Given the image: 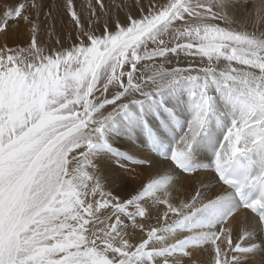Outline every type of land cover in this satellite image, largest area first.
<instances>
[{
    "label": "snow or ice",
    "instance_id": "1",
    "mask_svg": "<svg viewBox=\"0 0 264 264\" xmlns=\"http://www.w3.org/2000/svg\"><path fill=\"white\" fill-rule=\"evenodd\" d=\"M113 7L128 5L89 0L85 27L66 0L76 34L71 47L57 38L60 48L39 42L20 0L0 17L5 38L10 21L30 24L25 47L0 48V264H182L195 251L208 252L206 264H241L256 248L243 246L248 220L264 226V31L243 30L244 21L234 28L227 0H136L139 12L124 16ZM181 53L207 63L136 74L141 62ZM181 84L191 86L186 122L161 99ZM160 111L184 130L177 138L165 122L170 141L149 130L159 161L111 146L110 130H148L145 117ZM205 150L210 162H197ZM111 157L148 173L126 197L105 190L100 173ZM178 184L188 188L175 202ZM153 213L163 223L146 229ZM129 229L140 230L138 243Z\"/></svg>",
    "mask_w": 264,
    "mask_h": 264
},
{
    "label": "bare ground",
    "instance_id": "2",
    "mask_svg": "<svg viewBox=\"0 0 264 264\" xmlns=\"http://www.w3.org/2000/svg\"><path fill=\"white\" fill-rule=\"evenodd\" d=\"M23 1V0H20ZM28 1L27 4H33V0H26ZM17 0H0V9L3 12V6L7 4L8 8L10 6L15 5ZM74 6L76 11H78L82 17L88 16V12L86 10L87 4L89 0H73ZM119 2L128 5L127 11L133 7L136 0H119ZM144 5H147L149 0H143ZM35 3L40 5V11L37 12L36 9L33 8V22L39 24L40 30L38 32V39L39 42L46 47L49 48H60V45L56 44V39L60 38L62 42L65 43V46L71 47L72 42L68 40L69 34L72 37H75V25L74 22H70V17L65 14L64 5L66 0H51L47 2V0H35ZM92 3L95 4V0H92ZM103 3L106 7H111L114 3V0H103ZM227 3L230 10V15L236 19V22L232 25L234 28L241 29L242 24L241 21H244L243 30L246 31H264V23H256V18L258 15V11L264 7V0H227ZM98 7V6H97ZM30 8V7H29ZM28 8V9H29ZM59 9L57 11L56 9ZM5 10V7H4ZM8 10V9H7ZM32 10V9H30ZM52 10V15H49V11ZM114 7L112 11L115 13ZM29 12V11H28ZM25 14L27 12L25 11ZM118 15H121L120 12H117ZM122 16V15H121ZM56 21V22H54ZM12 21L9 22L8 27V36L5 38L3 33H0V47H5V42L9 43V46L12 48L16 47L18 42L20 44H25V40L30 38V24L25 23L22 19L15 24ZM225 26V25H224ZM52 31L54 35L50 38L49 31ZM67 32V35H65ZM20 37V38H18ZM23 37V40L21 38ZM18 42H15L14 39ZM9 39L11 41H9ZM19 45V44H18ZM21 45V46H22ZM23 46V47H24ZM160 58V57H159ZM191 86L186 84L177 85L174 88H169L164 90V94L162 96L163 104L168 108L174 110L176 117L178 120L186 122L190 118V91ZM207 92L213 98H215L217 105L219 106L221 103V97L218 93L217 88L214 85H211L207 88ZM159 118H157V114H153L149 112L145 117V120L148 123V130L144 129L143 127H137L132 129L131 131L126 129H121L118 131L110 130L108 133V140L111 146L114 149L119 150V152L128 154L130 156H136L137 159L140 158L141 155L145 153H149L159 161L160 157L156 155L155 152L150 150L151 139L149 137V130L154 134L156 137H161L165 141H170V136L168 132L165 130V127L162 125L167 123H172L175 129V136L178 138L183 133V127L176 125L173 121L170 120L168 113L164 111H160L158 113ZM159 130V132L157 131ZM106 164L104 167L105 172L109 177L114 174H119L121 176V180L116 181L114 184L117 186L115 192L113 194L118 195L120 197H126L125 195L126 189L132 186L134 178L137 180V185L140 184L141 181L145 179L148 175L147 172H141L138 168H133L131 165L128 164L127 161L123 163L118 162L115 157L105 158ZM211 160V152L205 150L200 155L197 156V162L200 163H208ZM125 169L127 170L125 172ZM124 177H129L131 180L125 184ZM200 180L204 179V176L201 175L199 177ZM194 183H198L195 181ZM210 189L212 191H216L217 187L215 183L211 184ZM188 186L178 184L172 189V195L174 201H178V199H182L183 195L186 193ZM211 193H207L206 195H210ZM107 214V213H105ZM153 219H157L155 217ZM153 219L144 218L142 222L145 224L146 229L150 227H154V223L152 222ZM163 222V221H162ZM160 223V225L162 224ZM240 223H245V217H240ZM159 224V223H158ZM250 235L246 238L243 242L244 247H250L255 245L256 248L254 251L244 254L241 257V264H262L264 261V226L260 225L257 219H249L248 220ZM159 225V226H160ZM158 226V227H159ZM236 239V236L233 237ZM261 238L262 245L257 246L254 242L255 239ZM141 237L135 235L131 237V241L134 243H138ZM173 242L170 238L168 243ZM155 246V245H154ZM208 260V252L204 251H195L191 255V259L188 257H183L182 264H206ZM181 264V262H178Z\"/></svg>",
    "mask_w": 264,
    "mask_h": 264
},
{
    "label": "rangeland",
    "instance_id": "3",
    "mask_svg": "<svg viewBox=\"0 0 264 264\" xmlns=\"http://www.w3.org/2000/svg\"><path fill=\"white\" fill-rule=\"evenodd\" d=\"M50 1H51V0H47V2H50ZM20 2H21V3H24V4L26 5V8H25L24 11L27 12V14H28L29 17H30V20H32V16H33V7H32L31 5H29V4H27L28 1H26V0H23V1H20ZM146 6H147V5H145V7H146ZM4 7H5V10H4ZM29 7H30V8H29ZM28 8H29V9H28ZM2 9H3V12H1V9H0V17H2V16H3V13L8 9L7 4H5L4 6H3V4H2ZM30 9H32V10H30ZM130 10H133V7H131V9H129V11H130ZM28 11H29V12H28ZM129 11H127V9H123V11L120 12V14H121L122 16H124V15H126ZM138 12H139V8H135V9L133 10V14H134V15H135L136 13H138ZM115 13H117L116 10H115ZM81 21H82V23L84 24L85 27L88 26V16L82 17V18H81ZM15 22H16V21H12V23H14V24H15ZM54 22H56V21H54ZM215 23L220 24L221 27L224 26V23H223L222 21H215ZM14 24H13V25H14ZM96 31H97V33H99V32L101 31V29L98 28ZM65 35H67V32H66ZM18 38H20V37H18ZM164 38H165L166 40H170V36H165ZM11 40H12V39H11ZM11 40L9 39V41H11ZM21 40H23V37L21 38ZM14 41H15V42H18V41L16 40V38L14 39ZM18 44H19V45H18ZM18 44H17L16 47H23V46H24V44L22 45V44H20L19 42H18ZM21 45H22V46H21ZM25 46H26V45H25ZM25 46H24V47H25ZM5 47H11V48H12V46H9V43H8V42H5ZM16 47H14V48H16ZM151 47H154V45H152V44L149 42V48H151ZM0 48H1V47H0ZM206 63H207V58H201V57H199V56H186V55L183 54V53H181L179 56H176V55H174V54H171V55L169 56V58H168L166 61H165L164 58H162V57H160V58L157 57V58L154 59V61H144V62H141V64L138 66L139 70H138V72H137L136 74L139 75L140 72H144L145 75H149V74H151V69H152V68H157V67H159L161 64H163L165 68H169V67H183V68H186V67H193V68H198V67H200V66H202V65H204V64H206ZM224 63H225L224 61H220L219 66L222 67ZM144 64H149V65H150V68H149V69H145V68H144ZM100 175H101L102 177H104V184H105V186H106V189H105V190H109V191H111L112 193H114V192H115V189L117 188V186H116L113 182H111L110 177L107 175V173L105 172L104 168L101 170ZM123 180H124V183L127 184L131 179H130L129 177H124ZM132 180H133L132 186H130V187H128V188L126 189L125 195H128L129 193L133 192V191L135 190V188L138 186V185H137V180H135L134 178H132ZM114 195H115V194H114ZM97 199H99V197H97ZM176 202H178V201H176ZM153 217H155V213H153V214L150 216V219H153ZM170 219H171V218H170ZM152 222L155 224L154 227H158V226L160 225V223L162 222V220L158 221L157 219H153ZM158 223H159V224H158ZM162 223H163V222H162ZM135 235H138L139 237L142 236V234H141V232H140L139 229H136V230L129 229V236H130V237H133V236H135ZM130 242H132V241L130 240ZM254 242H255V244H256L257 246H261V245H262V240H261V238H257V239H255ZM132 243H134V242H132ZM155 246L158 247L159 245H155Z\"/></svg>",
    "mask_w": 264,
    "mask_h": 264
}]
</instances>
